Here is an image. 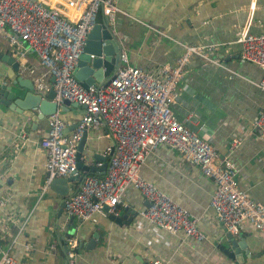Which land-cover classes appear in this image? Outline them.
Returning a JSON list of instances; mask_svg holds the SVG:
<instances>
[{
    "label": "crops",
    "instance_id": "crops-1",
    "mask_svg": "<svg viewBox=\"0 0 264 264\" xmlns=\"http://www.w3.org/2000/svg\"><path fill=\"white\" fill-rule=\"evenodd\" d=\"M46 1L52 4V0ZM252 1L249 31L264 32V0H112L118 10L112 12L110 20L114 35L123 39L127 63L144 70H153L161 62L174 63L183 53L181 44H215L208 54L213 62L195 54L187 56L182 77L175 85L173 109L180 120L192 114L194 120L203 122L198 135L215 147L216 162L229 160L237 170L239 187L249 198L264 203V142L253 128L264 105V91L256 86L261 69L240 59L235 42L239 28L249 19L248 6ZM103 18L98 12L95 22L100 23ZM0 54H7L1 41ZM31 61L35 63L33 58ZM7 68L0 59V83L7 80ZM230 71L232 76L228 77ZM24 78L31 80L29 75ZM30 111L32 115L37 113ZM59 112L64 131L69 133L83 108L70 103ZM46 130V116L35 121L30 115L0 105V199L7 198L0 206V256L14 240L10 253L15 264H67L65 238L57 239L53 228L59 199L50 189L40 193L45 179V152L39 140ZM21 133L26 137L23 147L18 142ZM105 133L102 124L86 129L85 148L80 156L83 164L103 162L110 145ZM232 139L238 143L229 148ZM140 173L196 219L203 238L190 239L181 231L170 233L147 224L139 213L145 201L129 187L123 206H131L128 216H132V210L137 211L130 222L116 224L99 215L95 222L72 218L66 228L69 217L65 218L61 211V235L69 229L74 232L76 244L82 241L84 245L90 237L95 240L91 248H75L72 264H150L154 258L167 264L226 262L218 245L225 244L229 232L216 220L209 205L213 189L210 178L164 144L157 145L145 158ZM67 185L69 192L77 188L75 181ZM121 207L118 216L122 214ZM230 234L245 241L246 264H264V237L250 223L242 221L237 232ZM240 252L244 254L242 248Z\"/></svg>",
    "mask_w": 264,
    "mask_h": 264
},
{
    "label": "built area",
    "instance_id": "built-area-1",
    "mask_svg": "<svg viewBox=\"0 0 264 264\" xmlns=\"http://www.w3.org/2000/svg\"><path fill=\"white\" fill-rule=\"evenodd\" d=\"M253 5V1L249 3V19L239 28L235 42L239 45L240 59L261 69L256 86L264 91V32L249 31ZM116 10L111 0H52V4L46 0H0V41L17 63V72L29 75L38 93L52 89L57 106L64 100L83 106L77 125L69 133L64 132L58 109L46 117L47 130L39 140L45 152V179L40 193L49 189L53 178L76 173L77 141L88 127L102 124L110 140L105 151V169L85 174L79 186L63 199L65 218L95 222L99 215L118 216L125 191L131 187L146 203L139 213L147 224L170 233L181 231L186 238L202 239L196 219L140 173L145 158L157 145L164 144L210 178L213 189L209 205L227 232L236 233L241 222L247 221L264 237V203L249 198L239 187L237 170L229 160L216 162L215 147L198 135L203 122L194 120L192 114L180 120L173 109L177 97L175 85L187 56L195 54L210 62L208 54L215 44H181L183 53L176 58L175 65L164 62L153 70L129 65L122 50L120 65L105 84L83 87L75 79L73 70L96 14L100 12L110 20ZM214 61L225 69L221 62ZM227 76L231 77L232 72ZM253 128L264 142V105L253 121ZM25 140V134L21 133L20 147ZM237 143L232 139L229 148ZM100 165L101 162L94 164ZM6 200L1 198L0 206ZM12 245L2 251L0 264H15L10 253ZM75 246V239L70 238L65 251L67 264H72ZM150 264L167 263L154 258Z\"/></svg>",
    "mask_w": 264,
    "mask_h": 264
},
{
    "label": "water",
    "instance_id": "water-1",
    "mask_svg": "<svg viewBox=\"0 0 264 264\" xmlns=\"http://www.w3.org/2000/svg\"><path fill=\"white\" fill-rule=\"evenodd\" d=\"M103 41V45L100 43ZM120 51V41L114 35V29L110 28L108 25V19L104 18L100 23H95L90 29L86 36L85 43L83 46V51L79 55L75 68L73 70V75L75 79L83 86L97 85L100 83L105 84L109 78L113 77L115 71L120 65L119 60ZM103 57H100V54ZM89 54H93L90 58ZM0 59L8 66L5 73V83H0V105L6 107L7 109L14 110L17 113H21L25 116H31L33 120H39L43 117H47L52 114L56 109L57 105L53 101V90L49 89L45 94L35 93L32 83L29 79L23 78L22 75L16 74L17 63L7 54H0ZM52 80V78H50ZM70 104V102L64 100L63 104L60 106V110L64 109L65 106ZM72 106H77L76 103L72 102ZM83 107V106H81ZM35 109L37 113L30 111ZM77 123L75 124V126ZM86 142V130H84L80 136V139L76 143L75 147V166L76 173L68 177H55L49 183V189L54 193L55 198L59 199L58 209L55 214V222L53 223V228L56 232L57 239L69 240L73 238V231H65L62 235L58 230V218L62 211V201L69 195L68 183L75 181L77 187L79 186L83 176L87 173H101L105 169L106 156H103V162L99 167L94 165H85L82 163L80 158ZM112 154V149L108 153V156ZM146 204V203H145ZM103 210H106V206H103ZM122 214L120 216H112L107 214V218L116 224H121L125 221L130 222L133 217L137 215V211L132 210V216H128L131 211V206H122ZM72 222V217L68 218L66 228L70 227ZM64 239V250H68L67 241ZM88 242L83 245V242L79 241L75 248L80 249L82 246L85 249L91 248L94 245V237H90ZM225 244L220 243L218 249L226 259V262L220 264H246L244 257L247 256L245 251V241L236 240L234 236L230 233L226 234ZM244 250V254L240 252V249ZM221 261V260H220Z\"/></svg>",
    "mask_w": 264,
    "mask_h": 264
},
{
    "label": "clouds",
    "instance_id": "clouds-1",
    "mask_svg": "<svg viewBox=\"0 0 264 264\" xmlns=\"http://www.w3.org/2000/svg\"><path fill=\"white\" fill-rule=\"evenodd\" d=\"M112 1V0H111ZM116 7V6H115ZM117 8V7H116ZM117 10H118V8H117ZM97 15V14H96ZM105 18V17H104ZM103 18V19H104ZM95 20H96V18H95ZM96 22H94V24H95ZM93 24V25H94ZM108 25H109V27L110 28H113L114 29V27H113V22H111V20H108ZM115 31V30H114ZM115 33V32H114ZM116 37L119 39V41H120V51H119V55H120V52L123 50V39L122 38H119L118 36H117V34H116ZM100 45L102 46L103 45V41H101V43H100ZM83 51V50H82ZM6 53H7V55H9L8 54V52L6 51ZM125 54V53H124ZM90 55V54H89ZM92 55V57H93V54H91ZM180 55V54H179ZM179 55L177 56V57H179ZM10 56V55H9ZM100 57H103V54L101 53L100 55H99ZM126 56V55H125ZM11 57V56H10ZM90 57V56H89ZM92 57H90V58H92ZM120 60V59H119ZM176 60V59H175ZM186 62H187V60H186ZM186 62H184V64H182V66H181V73H182V67H183V65H185L186 64ZM162 63H164V62H161V63H159L158 64V66L157 67H160V65L162 64ZM168 63V62H167ZM169 65H175L176 64V62L174 61V63H168ZM16 74H19L18 72H17V70H16ZM23 76V75H22ZM181 77H182V75H181ZM180 77V78H181ZM23 78H24V76H23ZM31 81V80H30ZM3 84L5 83V80L2 82ZM32 83V82H31ZM32 87H33V85H32ZM34 89V88H33ZM34 91H36L35 89H34ZM37 92V91H36ZM42 94H45V93H42ZM70 103H72V102H70ZM63 104V103H62ZM81 106V105H80ZM83 108V107H82ZM57 109L60 111V106H57ZM35 110V109H34ZM37 112V111H36ZM60 113V112H59ZM61 116V115H60ZM65 132V131H64ZM68 244V243H67Z\"/></svg>",
    "mask_w": 264,
    "mask_h": 264
}]
</instances>
